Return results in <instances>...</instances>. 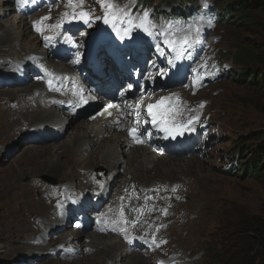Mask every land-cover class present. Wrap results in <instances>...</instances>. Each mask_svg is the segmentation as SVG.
<instances>
[{"label": "rangeland", "instance_id": "obj_1", "mask_svg": "<svg viewBox=\"0 0 264 264\" xmlns=\"http://www.w3.org/2000/svg\"><path fill=\"white\" fill-rule=\"evenodd\" d=\"M10 1V4L5 2L4 4L3 1H0L1 12H5L2 8L13 7L12 11L6 16L0 15V21L10 17L11 21H14L16 25L18 19L22 17L28 27L40 22V17L37 18L33 15L26 17L18 13L15 10L16 0ZM73 1L79 6H75L67 14H62V12L70 5L69 0L66 3L62 0L60 6L51 13L46 12V14L47 18L56 19L58 23L71 19L83 26L79 33L71 34L79 44L80 48L77 56L80 60L83 59L86 53V45L90 35L104 22V18L108 14L109 19L114 18V20H117L116 24L114 22L111 23V27L115 28L117 26L118 31L123 29L120 26L122 24L129 27H159L165 32V27H171L170 36L175 41V46L182 44V40L186 37L190 41L188 47L194 48L202 42L200 56L205 62L203 78L211 81L204 89L198 92H194L192 89L184 90L182 87L169 92L173 93L171 97H177L182 101L183 112H178L182 119H196L197 125L204 130L202 138L205 139V142L203 144L200 143L199 147L195 146L194 150L189 152L176 153L173 150L167 151L163 154L166 155L165 160L156 163L157 166L155 165L152 172L146 174L138 173L132 179L130 176L124 175L127 167V163H125L127 154L122 153L119 164L116 166L117 178L116 182L114 180L113 187L115 190L112 188L110 195L108 193L107 197H104L103 200L106 203L98 198L100 197L99 193H102L105 188V185H99L100 176L95 181V184L100 189L99 192L94 193L90 189L87 191L74 187V190H76L74 191L75 195L71 197H77V191H81L77 192L80 197L84 195L86 198H91L92 195L97 194V197L95 196L87 206L89 211L86 213V217H88L87 222L90 225L86 228L75 230L73 226L78 221L76 219L78 211L77 207L72 208L70 206V215H67L68 222L65 226L58 227L57 231H54L51 236L59 237L63 235L67 237L76 235L77 239L75 240L84 246L87 243L85 235L92 232L95 226L99 225L100 217L105 214L109 215L110 213L107 212L114 207L118 208L119 220L123 222L121 223L123 224L122 228L118 231L110 228L105 232L100 231L99 233L103 232L102 234L111 237V239H116L121 244H123L121 240L124 239L122 237L126 238L128 235L130 237L142 236L146 240L152 239L155 243L150 251L144 246H138V250L132 251L126 246L129 254L140 255L147 264H264V257L252 235L244 230L243 233H240V231L242 232L240 226L243 220H247L251 216L262 215L264 211V189L256 180L247 177L245 174L236 177L240 173L235 171V168H238L239 165L248 167L251 162H248L251 152L255 151L257 146L264 142V62L259 64L256 62V57L264 50V36L258 32L255 34L243 32L236 29L235 26L229 27L223 18L215 16V12L220 15L225 7L231 5L230 0ZM168 3L172 4L170 8H166L164 5ZM205 4L207 5L206 7ZM64 5L66 6L65 9H63ZM109 5L112 6L111 9ZM130 6L134 8L130 9ZM124 11L127 12L124 14ZM177 12L184 14L185 17H180ZM80 13L87 14L88 23L82 22L84 20L81 18ZM145 13H147L146 19ZM56 14H60L58 19ZM261 19L263 20V18ZM176 20L178 21L175 23ZM194 22H196V27L200 29L198 36L194 27H192ZM66 23L68 24V21ZM46 29L50 31L49 27H46ZM27 38L28 36L25 37V39ZM242 41H245L243 48L241 47ZM245 49L249 52V49L253 50V63L250 62L246 66L236 64L233 59L235 53ZM39 52H41V49H39ZM28 58L29 56L25 57L28 64L21 65L19 68L13 67L15 66L14 64L4 66L2 61H0V92L9 93L16 89L24 90L33 84L30 81L25 86L16 88L6 85L13 77H18L15 72L21 76L22 71H27L28 66L31 65ZM42 59H45L44 56ZM45 60L47 61V59ZM46 63H48V66L54 64L52 60ZM245 71L246 74L244 75ZM250 73L258 78L260 87L246 84V81H250V79H247L251 75ZM261 78L262 81L260 82ZM23 80H25L24 77ZM162 94L166 95L167 92L163 91ZM18 97L16 95L0 97V124L2 123V118L7 115L5 112L13 111L23 105V102L20 101L21 97ZM23 97L26 98L25 100L32 101L34 97H38V93ZM29 104L32 107L35 105L34 103ZM56 112L59 114L64 111L56 110ZM58 116L62 117V114ZM71 119L62 124L58 132H55L56 130L50 132L53 135L59 134L56 141L51 139L41 144L31 145L26 142V135L36 125L34 123H23L20 127V132L11 139L3 136L0 129L1 191L5 186L4 184H6L2 176L13 165L14 167L19 166L22 170L18 181L24 187L22 191H26L28 187L40 189L41 192L46 191L42 195L39 192L34 193L37 199L42 196L48 199H55L56 197V200L58 198H67L65 194L68 191L71 192L70 189L72 188L67 187L60 180V176L57 173L40 175L36 180L32 179V182L29 181L31 178L29 177L30 172L36 171L42 163L48 162L47 158L43 157L38 160L27 161L34 154L33 150L25 157L19 159L17 157L23 151L28 150L26 147L30 145L38 150L39 146H46L51 143L62 145L68 142V136L76 133V126L79 122L84 121V118L81 117L74 120L73 118ZM94 122L95 120L91 124ZM31 124L34 125L32 126ZM4 127L6 128L7 125H4ZM111 132L114 133V131ZM111 132L110 134H112ZM46 135L48 134H41L38 140ZM106 136V134L100 135L99 139H105ZM14 140L19 141L20 145L9 149L10 146L17 145L15 143L11 144ZM105 145H109L108 140H106ZM98 147V145H94L89 151L95 153ZM81 149H77L78 153ZM151 153L148 150L145 154L148 157H152ZM188 156H193L197 159L196 167H193L186 160ZM86 158L87 156L84 153L83 157L76 161L74 166L69 164L64 167V170L67 171L70 168L75 171L80 167H84L88 163ZM94 158L92 157L90 161L95 162ZM171 158L179 159L180 162L169 167L166 163ZM261 159L262 156L257 158L259 162H261ZM61 160L64 161V158ZM255 163L256 161L253 162L254 165ZM150 165L152 168L154 163ZM105 167L107 168V166ZM156 169H161V171H156ZM90 170L92 169L89 167V173H91ZM105 170L104 167L95 168L94 173L95 171L105 172ZM81 172L83 175L86 174L83 170ZM45 177L49 178V180H44L43 178ZM119 181H123L125 184L122 185ZM55 188L56 190H54ZM116 188H119L120 191H116ZM116 192L118 193L116 194ZM120 193L124 195L119 196L118 194ZM114 199H120L118 207L116 205L111 206L110 201H114ZM21 201L25 203L27 197L22 196ZM71 202V200H67V203ZM131 204H134L133 207H130ZM109 205L111 206L110 210H105ZM13 206L14 203L10 202L7 191H2L0 193V236L1 231H5V238L0 241V264H40L47 259L64 257V250L53 256L50 251L41 252L42 254L37 257H26L25 254L28 250L19 249L18 246H24L23 241L30 235L27 225L29 223L33 224L37 217L29 216V223L22 218L23 221L9 225L7 215L13 212ZM51 206H53V203ZM57 206L59 204L54 202L53 209ZM136 209L138 211H135ZM82 210L84 211L83 208ZM94 210L97 211L96 215H93ZM137 212L138 214H136ZM126 213L132 215V218H126L128 217ZM112 219L115 220L116 218ZM133 219L142 221L140 230L132 232V229L127 226L130 220L132 222ZM95 220L98 221L96 222ZM20 227L18 239L13 240L15 236L10 235L9 231H17ZM131 241L139 245L135 238L131 239ZM50 243H53V240ZM83 246L80 248L82 251L86 248ZM77 255L81 256L79 247L77 254L71 258L77 257ZM122 264H127V261L124 260Z\"/></svg>", "mask_w": 264, "mask_h": 264}, {"label": "bare ground", "instance_id": "obj_2", "mask_svg": "<svg viewBox=\"0 0 264 264\" xmlns=\"http://www.w3.org/2000/svg\"><path fill=\"white\" fill-rule=\"evenodd\" d=\"M0 1H3V3L5 2L6 4L11 3L10 0H0ZM63 1L66 3L67 0H63ZM58 3L59 0H56V3L51 2L50 6H46L45 9L43 8L41 11H38V13L35 16L37 18L40 17V22L42 23L36 22L34 26L31 27H28L24 19L20 16L16 25L14 24L15 23L14 21H11L10 17H7L4 20L0 21V61H2V64L4 66L6 65L9 66L11 64H14L15 66L12 65L13 67L19 68L21 67V65L28 64V62L25 60V57L29 56L28 61L31 63L32 66L29 65L27 71H32L34 69L35 67L34 62H35L37 64L36 71L41 79V82H34L33 80H31L33 84L30 85V87L28 86L24 90H20V89H16L13 91L9 90L10 91L9 93L0 92V97L16 95L19 96L18 98L21 97L20 101L23 102L22 106H19L13 111L5 112L7 113V115L2 118V123L0 124L1 134L3 136H6L7 139H11L17 133H19L20 127L22 126L23 123L29 122L36 124V125L33 124L34 126L31 124L33 126L32 127L33 129L30 130L31 132L37 130L41 134H49L54 130H56L55 132H58L62 124H64L68 119H71V117L68 116L65 112L59 113L62 114V117L58 116L59 114L56 112V110L58 109L52 108L50 96H60L61 93L49 84V78H48V76H53L54 78H57L60 75L69 74L70 66L66 68L65 65L59 63L58 59H56L49 52V47L47 46V43L42 41V39H45V37H47L49 34H51L54 31V27L55 28L60 27L61 25L63 30L59 29V31L56 32L57 40L61 39V45H55L54 44L55 40L54 38H52V36L50 37V40H47V42L49 46L52 48L53 47L57 49L70 48V46L67 44L65 39L66 38L65 33L69 32L68 31L69 28H67L68 30L64 29L65 21H61L58 23L56 19L54 20V19L46 18L47 17L46 12L51 13L53 10H55V8L60 6L58 5ZM69 3H72V0H69ZM12 8L13 7L2 8V10L5 12H1L0 9V15L6 16L8 13L12 11ZM65 8L66 6L64 5L63 9ZM132 8L134 7L130 6V9ZM59 15L56 14V16H58L57 19L59 18ZM37 27H41V28L38 30ZM46 27H49L50 31H48ZM71 27H76V26L72 25ZM108 32L109 31L107 30L106 25H103L100 28L101 34H107ZM26 36H28L27 39H25ZM92 40H96V39L92 38ZM43 46L46 47L45 49L46 54L43 53V49H42ZM39 49H41V52H39ZM43 56L45 59H47V61L45 59L44 60L42 59ZM50 60H52L54 64L48 66V63L46 62ZM13 70L15 69L13 68ZM42 72L46 74V77L42 76L41 74ZM17 76L19 75L17 74ZM210 81H211L210 79L203 78L199 83L194 82L192 90L194 92L201 91L208 85ZM36 93H38V97H34L32 101L25 100L26 98L23 97V96H32ZM107 101L109 100H104L100 96H97V100H95L92 103V106L93 108H95V105H97L98 103H102L104 105L103 102H107ZM29 103H34L35 104L34 107H32ZM101 108L102 107H98L94 111H91L89 109H83L80 115L81 114H89V116L92 114L96 115ZM109 111L105 112L104 114L101 113L96 118L95 122L92 124L87 120L79 122L75 129L76 133H72L68 136L69 138L68 142L63 143L62 145L51 143L46 146H39V148H37L38 150H36L35 147L31 146L32 145L31 144L30 146L26 147L28 148V150L23 151L22 153H20L21 155L17 157L18 159L21 157H25L30 151L33 150L34 154L31 157H29L27 161H34L35 159L38 160L43 157L47 158L49 160L48 162L42 163L40 167L36 169V171L30 172L29 177L31 178L29 179V181H31L32 179L36 180V178L40 175H44V174L50 175L57 173L60 176L59 177L60 180H62L67 187L69 186V188H72L70 189L72 193L68 191V193L65 194V197L67 198L65 199L58 198V200H56L57 199L56 197L55 199H48L45 198V196H42L44 198L40 197L37 199V197L34 196V193L39 192L42 195L45 194L46 191L41 192L40 189L29 188V187L26 191H22L24 187L18 183L20 178L19 175L22 172L19 166L14 167L12 165L11 167L8 168L7 172L3 174L2 178L6 182V184H4L5 185L4 188L2 187L3 188L2 191H7L10 202L14 203L12 209L13 212L7 215L8 224L11 225L16 222H21L23 221L22 218L25 219V222H28L29 216L33 218H35V216L37 217L34 220L33 224H30L28 222L30 225L28 224L27 228L28 231L30 232V235L27 237L25 241H23L24 246H18L19 249L21 248L28 250V252H26L25 254L26 257L28 258L37 257L38 255L42 254L41 252H50V251L53 253L52 254L53 256V255H57L58 252L64 250L63 252L64 257L57 259H47L45 262L43 261L44 263L43 262L42 263L43 264H122V262L126 260L127 264H147L146 261L140 255L134 253L129 254L128 248L126 247L128 245L125 246L120 242L116 241V239H111V237L102 234L103 232L99 233L100 231L105 232L110 228L117 231L120 228H122L123 224L121 223L123 222L119 220V215L117 210L118 208L113 207L111 211L107 212L113 215L110 214L108 215L104 213L105 215L100 217L99 225H96L92 232L85 235L87 243L84 244V246L75 240L77 239L76 235L67 236V237L66 236L64 237L63 235H60L59 237L51 236V234L54 231H57L58 227L63 225L65 226V224L68 222L67 215H70L69 214L70 206L72 208L77 207L76 209L78 211L76 217L78 221H76L75 226H73L75 230L86 228L90 225L86 220L88 219V217H86L87 215L86 213H88L89 211V208L87 206L88 204H90V202H92L95 196L97 197V194L92 195L91 198H86L84 197V195L80 197L79 193L77 192H81V191H77L76 194H78V196L71 197L72 195L73 196L75 195L74 191L76 190H74V187H79L81 190H87V191L88 189H90L92 190L91 192L94 193L99 192L100 189L98 185L95 184V181H97L96 178L100 176L99 185L100 186L105 185V188L103 189L102 193H99L100 197L98 198H100V200H103L104 197H107L106 195H108V193L110 195V192H112V190L114 189L113 188L114 183L116 182V178H117L116 166L119 164L118 162L120 161L122 153L127 154V159L125 161V163H127L126 165L127 167L126 170L124 171V175L130 176L131 179L134 178L135 175L138 173L146 174L152 172L154 170L153 168L155 167L156 163L165 160L166 155L160 157L151 153L153 156L148 157V155L145 154L148 152L147 148L137 147L140 144H136V145L129 144V142L125 139L123 133L115 132L114 130H112L109 126V120L104 118L105 115L109 113ZM4 125H7V127L5 128ZM37 131L34 132L29 137L39 136ZM111 131H114V133H112ZM110 132L112 134H110ZM104 134L107 135L106 138L100 140L99 136L100 135L102 136ZM202 137L203 136L199 134V126L197 125V123L191 121L186 129V132L179 136L174 151L176 153L193 151L194 150L193 148L195 146L199 147L200 143L203 144L205 142V139H203ZM106 140H108L109 142L108 146L105 145ZM53 141H56V139H53ZM12 143H15L17 145L10 146L9 149L13 147H18L20 145V142L17 140L12 141L11 144ZM94 145H98L99 147L97 148L95 153H91L89 149ZM78 148H82L79 153L77 150ZM84 153L87 156L86 160H88V163H86L84 167H80L75 171H72L70 168L67 171L64 170V167H66L69 164H72L74 166L75 162L81 159ZM92 157L93 158L95 157L94 158L95 162L90 161ZM62 158H64V161L61 160L63 162L60 161V159ZM168 160L166 164L169 167H172L180 162L179 159L176 158H171ZM186 160H188L193 167L197 166L198 161L195 157L188 156ZM151 163H154V166L152 168L150 165ZM105 166H107V168ZM89 167L90 169H92L90 170L91 173L88 172ZM102 167H104L108 172L106 173V170L105 172H102L104 171V169H102V171H95L94 173L95 168H102ZM81 170L85 171L86 174L83 175ZM156 171H161V169H156ZM97 172H102V173H97ZM120 184L124 185L125 183L121 181ZM56 188L54 190H56ZM116 191L119 192L120 189L116 188ZM118 192H116V194ZM118 195L121 196L124 194L120 193ZM22 196L27 197V201L25 203L21 201ZM68 199L69 201L71 200L72 202L67 203ZM119 200L120 199L117 200L114 199V201H110L111 206L116 205V207H118L120 203ZM54 202L59 204V206L54 208L55 211L53 209ZM52 203L53 206H51ZM133 205L131 204L130 207L131 206L133 207ZM111 206L109 205L108 208L105 210L108 209L110 210ZM81 208L84 209L83 212H79ZM96 214L97 211L93 213V215ZM127 216L128 217L126 216L125 217L128 219L132 218V215L130 214H127ZM112 218H116V219L113 220ZM20 229L21 227L17 231L16 230H13L11 232L9 231L10 235L15 236V239L13 240L18 239V236L20 235L18 231ZM4 234L5 231H1L0 241L4 240L5 238ZM117 236L119 237L118 234ZM51 240H53V243H50ZM68 245L69 247H67ZM82 246L86 247L84 251L80 249ZM78 247H79V254L81 256L77 255V257L71 258L75 254H77Z\"/></svg>", "mask_w": 264, "mask_h": 264}, {"label": "trees", "instance_id": "obj_3", "mask_svg": "<svg viewBox=\"0 0 264 264\" xmlns=\"http://www.w3.org/2000/svg\"><path fill=\"white\" fill-rule=\"evenodd\" d=\"M230 2L231 5L225 7L222 14L217 15L215 12V16L223 18L224 22L229 27L235 26L236 29L242 30L243 32L249 34H255L258 32L264 36V0H230ZM164 5L166 8H170L172 6L171 3ZM261 18H263V20ZM243 44H245V41H242L241 43L242 48ZM249 50L250 52L245 49L235 53L233 59L236 64L246 66L250 62L253 63V50ZM256 62L257 64L264 62V50L256 57ZM245 74L246 71L244 75ZM250 74L251 75L247 78L250 79V81H246V84L260 87L258 85V78H256L254 74ZM262 78L260 79V82L262 81ZM259 156H262L261 162L257 160ZM249 161L251 162L248 167H242V165H239L238 168H235V171L240 173L237 174L236 177H240L245 174L247 177L256 180L264 189V142L259 144L255 151L251 152L248 162ZM254 161H256L255 165L253 164ZM240 229H242V232L240 231V233H243L244 230L252 235L256 241L258 249L264 257V211L261 216H251L249 219L243 220Z\"/></svg>", "mask_w": 264, "mask_h": 264}, {"label": "snow or ice", "instance_id": "obj_4", "mask_svg": "<svg viewBox=\"0 0 264 264\" xmlns=\"http://www.w3.org/2000/svg\"><path fill=\"white\" fill-rule=\"evenodd\" d=\"M206 6H207V5L205 4V7H206ZM111 7H112V6L109 5V8H110V9H111ZM80 16H81V18L84 20L85 23H88V22H89L88 19H87V14H85V13H80ZM144 16H145V19H146V18H147V13H145ZM46 18H47V17H46ZM104 23H105V24H108V19H107V18L104 20ZM209 23H211V21H209ZM192 27H194L195 32H196V34H197V36H198L200 29H199V27H196V22H194V25H193ZM38 30H39V29H38ZM49 39H50L49 37H45V40H46V41L49 40ZM173 43H175V41H173ZM189 43H190V41H189V39H188L187 37L184 38V39L182 40V44H183L184 46H188ZM170 63H171V62H170ZM197 74H199V73H197ZM123 95H124V94L121 93V96H123ZM161 103H163V101H161ZM201 106H202V105H201ZM108 107H113V105L109 104ZM136 107L139 108V105H136ZM157 107H158V106H157ZM148 108H149V114L151 115V114H152V113H151V110H152L153 106H152V105H149ZM138 117H139V113H137V118H138ZM152 120H153V124H157V118H156L155 115L152 116ZM160 130H161L162 132L165 133V138H168V137L175 138L176 136L181 135V134L183 133L184 128H183L182 126H175V125H173L172 127H168V126L161 127ZM129 136H131L132 139H133L136 143H138V144L142 142V141L138 138V136H137V130H136V128H133V129L129 130ZM173 190H175V189H173ZM122 214H123V213H122ZM165 214H166V213H165ZM125 223H126V222H125ZM162 243H163V242H162Z\"/></svg>", "mask_w": 264, "mask_h": 264}, {"label": "water", "instance_id": "obj_5", "mask_svg": "<svg viewBox=\"0 0 264 264\" xmlns=\"http://www.w3.org/2000/svg\"><path fill=\"white\" fill-rule=\"evenodd\" d=\"M158 85L159 86H161L162 84H160V83H158ZM76 119V118H75ZM44 180L46 179V180H49V178H47V177H45V178H43Z\"/></svg>", "mask_w": 264, "mask_h": 264}]
</instances>
